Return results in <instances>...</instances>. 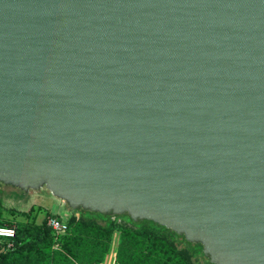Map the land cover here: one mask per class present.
Wrapping results in <instances>:
<instances>
[{"label":"water","instance_id":"1","mask_svg":"<svg viewBox=\"0 0 264 264\" xmlns=\"http://www.w3.org/2000/svg\"><path fill=\"white\" fill-rule=\"evenodd\" d=\"M0 182L264 264V0H0Z\"/></svg>","mask_w":264,"mask_h":264},{"label":"trees","instance_id":"2","mask_svg":"<svg viewBox=\"0 0 264 264\" xmlns=\"http://www.w3.org/2000/svg\"><path fill=\"white\" fill-rule=\"evenodd\" d=\"M4 205L0 197V226L14 225L13 222L2 221ZM122 219L135 229V232L128 235V238L134 237L140 251L139 259L135 264H213L205 257L203 245L200 243L189 242L175 231L152 221L144 220L136 223L125 219L124 216ZM115 222L117 221L111 216L85 210L79 222L75 216L69 219L70 226L75 224V232L78 228H90L95 230L99 238L109 235ZM52 242L53 230L46 221L42 224L21 222L16 227L13 238H0V264H49L51 258L48 251ZM9 243L12 245L8 246ZM76 243L74 236L65 237L62 247L66 255L55 254V264L63 260L67 264H98L101 259L99 250L85 252L86 261H83L80 259L81 253L75 249Z\"/></svg>","mask_w":264,"mask_h":264},{"label":"rangeland","instance_id":"3","mask_svg":"<svg viewBox=\"0 0 264 264\" xmlns=\"http://www.w3.org/2000/svg\"><path fill=\"white\" fill-rule=\"evenodd\" d=\"M0 197L4 201L5 209L2 212L4 223L13 222L17 227L21 222H33L34 224H42L47 222L51 217L59 216L67 223V230L62 234H57L53 231V242L50 246V263L55 264V254L66 255L62 241L65 237L74 236L76 239L75 249L78 250L82 257L81 260L86 261L85 252L99 250L101 259L98 264H135L140 256V251L135 244L134 237H129V234L135 232L131 224H126L122 217L131 221L128 214L114 215V228L109 235L99 238L94 229L78 228L74 231V225H69V219L72 216L80 221L83 210H73L62 200L58 199L46 188L40 190H30L28 192L11 185H5L0 182ZM3 208V207H2ZM133 221V220H132ZM1 222V220H0ZM50 226V225H49ZM76 234V236H75ZM78 235V236H77ZM134 252V254H133ZM57 264H67L64 260Z\"/></svg>","mask_w":264,"mask_h":264},{"label":"built area","instance_id":"4","mask_svg":"<svg viewBox=\"0 0 264 264\" xmlns=\"http://www.w3.org/2000/svg\"><path fill=\"white\" fill-rule=\"evenodd\" d=\"M49 225L52 228V230L57 234L64 233L68 226L67 223L64 222L62 219H60L59 216L51 217L49 220ZM16 233V227L15 225H1L0 226V238L10 239L15 236ZM12 243H9L8 246H11ZM101 264H111L108 263H101Z\"/></svg>","mask_w":264,"mask_h":264}]
</instances>
